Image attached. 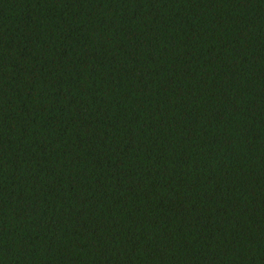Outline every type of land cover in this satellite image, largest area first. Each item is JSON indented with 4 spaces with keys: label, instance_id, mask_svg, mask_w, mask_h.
Instances as JSON below:
<instances>
[{
    "label": "trees",
    "instance_id": "16d2710c",
    "mask_svg": "<svg viewBox=\"0 0 264 264\" xmlns=\"http://www.w3.org/2000/svg\"><path fill=\"white\" fill-rule=\"evenodd\" d=\"M0 264H264V0H0Z\"/></svg>",
    "mask_w": 264,
    "mask_h": 264
}]
</instances>
